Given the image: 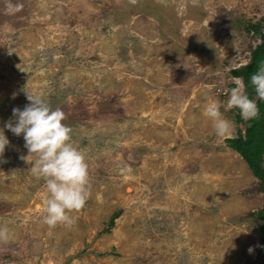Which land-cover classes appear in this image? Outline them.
<instances>
[{"label": "rangeland", "instance_id": "obj_1", "mask_svg": "<svg viewBox=\"0 0 264 264\" xmlns=\"http://www.w3.org/2000/svg\"><path fill=\"white\" fill-rule=\"evenodd\" d=\"M263 16L264 0H0V264H263L259 180L203 112L244 130L228 85L244 90L231 70ZM26 91L63 111L88 166L71 227L43 222L44 181L3 127Z\"/></svg>", "mask_w": 264, "mask_h": 264}, {"label": "clouds", "instance_id": "obj_2", "mask_svg": "<svg viewBox=\"0 0 264 264\" xmlns=\"http://www.w3.org/2000/svg\"><path fill=\"white\" fill-rule=\"evenodd\" d=\"M20 7L19 3H8L6 10L12 13ZM249 80L256 98L264 100V63L257 67ZM234 84L236 86L227 92L226 109H238L243 120L255 117L258 112L256 100L242 91L238 79L234 80ZM26 99L29 103L22 109H12L15 123L6 121L3 127L15 135H23L28 152L24 159L31 161L28 171L36 179L44 181L48 195L43 222L50 227L57 224L71 227L75 217L68 213L81 209L88 196V166L84 154L71 142V129L62 122L64 113L60 108H51L39 94L30 91H26ZM203 112L211 120L215 135L228 138L231 122L222 116L220 104L217 101L208 102ZM8 143L0 128V153ZM29 156L33 158L29 159ZM248 251H252L251 247Z\"/></svg>", "mask_w": 264, "mask_h": 264}, {"label": "trees", "instance_id": "obj_3", "mask_svg": "<svg viewBox=\"0 0 264 264\" xmlns=\"http://www.w3.org/2000/svg\"><path fill=\"white\" fill-rule=\"evenodd\" d=\"M264 16L258 22H249L246 26L248 31L257 35L259 41L254 48L250 51L248 61L235 67L231 70L234 77H241L245 82L244 92L247 93L249 98L255 99L258 112L257 115L249 120L241 119L239 110H234L232 120L235 123L244 125V130L237 129L236 136L225 138L227 145L235 150L247 163L252 174L258 178L264 200V166L262 163L264 153V100L258 99L255 96L254 87L251 85L249 77L257 70V67L264 63ZM229 88L234 87V83H230ZM258 217L264 220V206L258 211ZM115 215V214H114ZM112 219L110 224L112 223ZM261 230L264 231V224L261 225ZM263 245L261 246V258L264 264V236L262 238Z\"/></svg>", "mask_w": 264, "mask_h": 264}]
</instances>
